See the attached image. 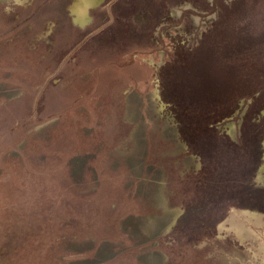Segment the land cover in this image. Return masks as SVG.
I'll list each match as a JSON object with an SVG mask.
<instances>
[{"label":"rangeland","instance_id":"rangeland-1","mask_svg":"<svg viewBox=\"0 0 264 264\" xmlns=\"http://www.w3.org/2000/svg\"><path fill=\"white\" fill-rule=\"evenodd\" d=\"M68 1L0 0V264H264V211L239 205L232 244L165 250L200 163L158 90L204 41L263 34L264 0H104L84 28Z\"/></svg>","mask_w":264,"mask_h":264},{"label":"trees","instance_id":"trees-1","mask_svg":"<svg viewBox=\"0 0 264 264\" xmlns=\"http://www.w3.org/2000/svg\"><path fill=\"white\" fill-rule=\"evenodd\" d=\"M235 3L232 10H241L243 5L248 8L241 0ZM241 30V26L233 28V34L225 33L218 43L217 38L214 44L204 41L201 54L196 52L188 58V66L179 74L185 86L177 87L180 84L169 83V78L160 79L159 94L171 109L168 117L185 148L200 163L188 178L190 198L181 203L183 213L172 227L176 236L170 237L165 248L170 247V253L173 247H183L184 242L232 244L229 234L218 237L216 232L229 206L264 211V188L254 181L264 149V33L253 37ZM212 55L221 62L217 67L208 61ZM211 72L217 80L210 77ZM247 105V119L251 121L245 130L240 112ZM243 115L247 116V112ZM232 118L237 121L234 137L221 125L232 122ZM236 163L241 164L240 168L236 169Z\"/></svg>","mask_w":264,"mask_h":264},{"label":"water","instance_id":"water-1","mask_svg":"<svg viewBox=\"0 0 264 264\" xmlns=\"http://www.w3.org/2000/svg\"><path fill=\"white\" fill-rule=\"evenodd\" d=\"M103 0H71L67 11L72 24L78 28H84L91 22L90 10L98 6Z\"/></svg>","mask_w":264,"mask_h":264},{"label":"flooded vegetation","instance_id":"flooded-vegetation-1","mask_svg":"<svg viewBox=\"0 0 264 264\" xmlns=\"http://www.w3.org/2000/svg\"><path fill=\"white\" fill-rule=\"evenodd\" d=\"M70 1L71 0H69L68 2H69V4H70ZM103 2H104V0H103ZM103 2H101L100 4H102ZM100 4L98 5V6H96L95 8H93L92 10H90V11H93V10H95V9H97L99 6H100ZM68 7V6H67ZM67 11V10H66ZM67 13H68V11H67ZM90 13V12H89ZM69 14V13H68ZM72 22V21H71Z\"/></svg>","mask_w":264,"mask_h":264}]
</instances>
